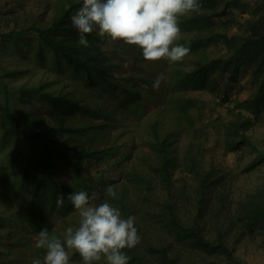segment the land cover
<instances>
[{
  "label": "rangeland",
  "instance_id": "374dc122",
  "mask_svg": "<svg viewBox=\"0 0 264 264\" xmlns=\"http://www.w3.org/2000/svg\"><path fill=\"white\" fill-rule=\"evenodd\" d=\"M200 2L199 11L180 17L177 43L190 51L175 63L147 61L139 47L101 37L98 31L86 35L89 47L80 45L70 19L76 8L59 29L48 31L61 12L82 0H32L12 8L14 27L0 37V255H24L29 264L42 259L45 250L35 247L34 223L53 224L49 233L63 238L80 219L67 197L86 191L90 197L98 194L92 203L107 201L122 218L135 217L140 243L123 250L128 264H136L131 251L145 264H264V228L247 218V201L264 182V160L249 167L253 149L245 145L229 151L225 136L238 111L235 102L256 92L260 57L236 74L218 62L229 61L224 36L264 32V0ZM249 20L253 24L248 27ZM40 31L85 49L94 56L92 64L104 66L103 73L77 71L41 40ZM198 61L215 65L205 64L204 82L183 84L178 75L198 70ZM157 77L162 79L154 90ZM9 116L27 133L45 137L28 139V151H20V136L9 127ZM246 134L264 152V113ZM50 139L64 142L59 146L73 165L51 156V144L45 141ZM164 145L174 162L170 189L156 171ZM29 155L35 158L30 167ZM23 173L29 175L28 189ZM223 174L209 197L198 193L196 178L214 182ZM108 186L115 198L107 194ZM58 196L64 197L62 206ZM192 226L203 228L211 243H224L229 254L184 239V229ZM70 264H83L78 253H70Z\"/></svg>",
  "mask_w": 264,
  "mask_h": 264
},
{
  "label": "clouds",
  "instance_id": "9594fccd",
  "mask_svg": "<svg viewBox=\"0 0 264 264\" xmlns=\"http://www.w3.org/2000/svg\"><path fill=\"white\" fill-rule=\"evenodd\" d=\"M200 0H82V5L70 17L77 30L78 43L89 47L87 34L98 31L101 37L123 41L142 50L147 61L166 59L180 62L190 49L177 43L181 36L180 17L199 11ZM153 82V89L161 83ZM147 89V86H144ZM106 192L115 198L116 191ZM67 199L79 214L76 227H67L63 238L50 234L47 227L38 232L35 247L44 249L43 258H33L31 264H70V253H78L83 264H128L130 257L123 251L140 243L135 217L122 218L121 211L107 201L92 203L86 191L73 192ZM64 197H57L62 206Z\"/></svg>",
  "mask_w": 264,
  "mask_h": 264
},
{
  "label": "trees",
  "instance_id": "16d2710c",
  "mask_svg": "<svg viewBox=\"0 0 264 264\" xmlns=\"http://www.w3.org/2000/svg\"><path fill=\"white\" fill-rule=\"evenodd\" d=\"M82 4H75L70 5V7L63 12H61L58 17L55 19L53 26H51L48 31L55 32L56 28L59 29L69 17V14L73 9L76 8V10L81 7ZM199 19V18H198ZM264 21V16L260 19V22ZM193 23L199 24V20L192 19ZM253 23L247 21V26L249 27ZM41 40L47 44L55 53L60 54L65 60L77 71L89 75L91 71L96 72L97 74L101 75L103 73L104 66H95L91 62H94V56L89 55L88 52L85 49H82V47L77 45H71L70 43L60 42L55 39L50 38L46 35L45 32L40 31ZM246 36H235V37H227L224 36V43L229 51V61L226 60H219L218 62L221 63V66L223 67V70L225 71H231L232 74H236L239 71L240 66H242L245 63H250L253 60H255L258 56L260 57V61L258 62L257 68L255 72L257 75L255 76V89L256 92L253 96H251L248 99L245 100H239L238 102H235L234 109L238 110L234 115L232 120H230L227 123L226 126V139H227V146L229 151H237L242 146L248 145L250 146L253 151L256 153V156L254 160L250 163L249 167L256 166L259 164V162L264 160V152L261 150H257L255 144L253 143L250 136L246 134V131H249L253 129L256 125L262 114L264 113V69L261 71L260 68L264 65V32L261 33H255L252 34L250 37L245 38ZM205 64H209L211 67L215 65L213 62H202L198 61L196 62V65L199 66L198 70L192 73H188L187 76L184 75H178L180 81L183 83L188 81H200L204 82V80L207 79L208 75V68L205 66ZM210 69H213L211 68ZM194 76V77H190ZM197 77H199L197 79ZM196 78V80H195ZM203 79V80H202ZM192 81V82H193ZM183 83V84H184ZM186 104V103H185ZM184 107V106H183ZM242 111L246 113V115L242 114ZM10 125L9 127L13 130H15L21 140V149L24 152L28 151L27 148V140H36L40 136L45 137V135L40 132H35V134H29L26 130L19 128L17 126V121L9 116ZM153 137L155 141L158 143V134L156 130L153 128ZM48 141V143L51 144V148L49 149V153L51 156L56 157L60 159L63 162H67L70 165H73V163L70 161V159L67 157L64 150L60 148V144L64 142H60L59 145L57 143H54V139L45 140ZM159 155L161 157L159 166H157L156 171L158 172V175L160 177L161 183L167 188L170 189L172 180H173V166L174 162L170 158L168 151L166 150V147L164 145V149H159ZM35 160L34 157L29 155L26 159L28 167L31 166V162ZM27 170L30 171L28 168ZM223 175H220L214 180V182H210L209 180L206 181L205 178L195 179L196 186L198 189V193L201 192L204 194L205 192L208 194L211 193L216 187V181L219 183L223 182ZM29 175L27 173H23V179L24 182L27 185L30 184ZM219 183L217 185H219ZM38 188L35 187V191ZM51 193H54L53 190H51ZM52 199L54 200L56 195L51 194ZM248 204V220L251 224L260 225L262 228H264V182L261 183L259 187H257L251 194L250 201H247ZM174 222V221H173ZM176 223V222H174ZM53 224L45 225L44 220H38L33 225V230L38 233L41 231L44 227H47L49 232L52 228ZM203 228H198L196 226H192L188 229H184V239H189L194 241L197 245H199L201 248H204L208 251H215L220 253H226L229 254L228 248H226V245L224 243L219 242L218 244H213L209 240L205 238L203 235ZM132 257L131 261L136 264H145L141 258L135 256L133 252L131 251Z\"/></svg>",
  "mask_w": 264,
  "mask_h": 264
},
{
  "label": "crops",
  "instance_id": "0c3cea01",
  "mask_svg": "<svg viewBox=\"0 0 264 264\" xmlns=\"http://www.w3.org/2000/svg\"><path fill=\"white\" fill-rule=\"evenodd\" d=\"M32 0H0V37L9 36L10 31L6 32L10 28L14 27L12 22V8H23L26 4ZM6 246V245H4ZM4 252H1L3 254ZM17 253H12L9 256L0 255V264H29V260L24 255L18 257Z\"/></svg>",
  "mask_w": 264,
  "mask_h": 264
}]
</instances>
